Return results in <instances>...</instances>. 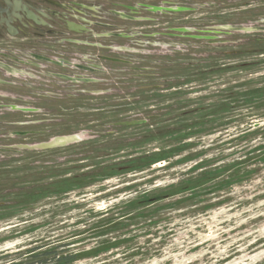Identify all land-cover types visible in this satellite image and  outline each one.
Segmentation results:
<instances>
[{"label": "rangeland", "instance_id": "374dc122", "mask_svg": "<svg viewBox=\"0 0 264 264\" xmlns=\"http://www.w3.org/2000/svg\"><path fill=\"white\" fill-rule=\"evenodd\" d=\"M162 2V12H145L153 18L145 21L146 37L137 34L120 41L129 51L113 52L125 62H100L102 76L94 83L81 84L86 90L96 88V92L67 94L65 109L11 112L12 116L0 117L45 122L0 126V148L4 149L0 150V206L23 200L14 191L28 184L36 187L51 177L93 174L103 166L126 164L132 156L145 152L178 145L187 148L144 169L129 170L117 165L111 176L89 178L85 185L71 190L47 193L33 202L0 209V251L8 253L0 258V264L14 260L19 264L30 248L80 232L99 218L90 213L91 209L97 212L117 205L118 212L129 210L124 200L143 190L165 189L185 176L195 163L211 160L221 151L223 156L228 155L233 148H228L226 139L240 128L264 124V102L246 100L251 90L264 86V31L227 29L264 26V0ZM135 23L130 22L131 27L137 25L135 30H139L142 21ZM191 35H211L215 39ZM222 102H229V108L212 113L220 109L218 104ZM55 103L59 105L60 101ZM202 108L206 109V118L213 121L200 126L196 124L202 121L199 115L204 112L195 110ZM189 110L192 112L183 115ZM141 118L146 121L114 125L115 121ZM189 123L196 126L188 138L156 134L138 141L150 130L155 134L158 128L170 124L178 127ZM82 132L80 140L62 146L30 150L21 147ZM216 162L220 163V159ZM8 188L13 189L11 194ZM37 188L40 189L34 190ZM17 192L20 195L21 191ZM262 192L264 188L258 193ZM188 208L190 205L170 209L172 218L149 231L136 227L128 233L134 235L131 250L140 251L130 264H264V241L248 249L258 237H264V198L240 208L223 204L198 216L187 213ZM147 251L154 254L150 262L141 260V253ZM108 256L111 257L109 253ZM122 262L127 264L126 260Z\"/></svg>", "mask_w": 264, "mask_h": 264}, {"label": "trees", "instance_id": "16d2710c", "mask_svg": "<svg viewBox=\"0 0 264 264\" xmlns=\"http://www.w3.org/2000/svg\"><path fill=\"white\" fill-rule=\"evenodd\" d=\"M174 94H178V92ZM246 100L247 102H253L254 100L264 102V86L251 90L247 94ZM228 105L229 102H222L218 104L220 109L214 110L212 113L227 110ZM196 111L204 112L203 115H199V119H202V121L197 122L196 125L203 126L208 121H213V119L206 118L205 108ZM189 112L192 111H185L183 115L189 114ZM141 120L146 121L145 118H141ZM196 125L189 123L177 127L170 124L166 126L167 128H158V132L155 134L150 130L138 141L149 140L155 137L156 134H176L179 139L188 138L195 133L194 127ZM225 142L230 144L228 148H233L228 155L223 156L221 151L218 156H214L211 160L195 163L185 176L179 178L178 182L165 187V189L143 190L137 194L138 196L124 200V207L130 208L127 211H124L123 208L118 212L119 206L117 205L97 212L91 209L92 212L90 213L93 216H98V219L86 224L80 232H74L71 236L43 242L44 244L40 243L30 248L19 264H80L81 261H90L92 264H122L123 260L130 264L132 258L138 255L140 251L131 250L134 235H128V233L133 232L136 227L140 229L147 228L149 231L151 227L170 220L172 218L170 209L190 205L187 213L198 216L206 210L223 204L231 203L240 208L243 205L252 203L254 200L264 198V192L258 193L264 188V124H255L245 129L240 128L236 135L226 139ZM186 148L187 146L178 145L171 149L145 152L132 156L126 164L116 163L115 166L113 164L103 166L93 174H80L62 179L61 176L51 177L52 180L36 186L40 187L36 190H34L36 188L34 185L28 184L21 187V190L17 188L14 191L16 197H23V200H14L16 202L12 205L4 204L0 206V209L21 205L25 201L33 202L39 196L47 193L71 190L73 187L85 185L89 178L102 179L111 176L116 173L117 165L128 167L129 170L144 169L166 160L174 153L183 151ZM217 159H220V163L216 162ZM26 179L28 180L29 177L27 176ZM8 189L11 194L13 189ZM17 191H21L20 195ZM24 197L28 200H25ZM165 208H167V211L163 212L162 210ZM257 239L248 246L249 250L259 246L264 241V237H258ZM73 244L78 245L69 249L68 247ZM120 247L124 248L120 249ZM108 253L111 257L108 256ZM7 254L5 250L0 251V258L7 256ZM20 255L24 254L21 253ZM153 257L154 254L148 251L141 253V260L144 262H150ZM121 258L122 260H119ZM16 263L14 260L10 263L1 264Z\"/></svg>", "mask_w": 264, "mask_h": 264}, {"label": "flooded vegetation", "instance_id": "af4514ba", "mask_svg": "<svg viewBox=\"0 0 264 264\" xmlns=\"http://www.w3.org/2000/svg\"><path fill=\"white\" fill-rule=\"evenodd\" d=\"M162 3L0 0V117L12 116L11 112L65 109L67 94L96 92V88L86 90L81 84L94 83L102 76L100 62H125L113 52L129 51L120 41L137 34L145 38V21L153 19L145 12H162ZM138 20L142 25L135 30L137 25L131 27L130 22L136 24ZM71 84L78 87L74 89ZM41 124L45 122L33 118L0 120V126Z\"/></svg>", "mask_w": 264, "mask_h": 264}, {"label": "water", "instance_id": "95a60500", "mask_svg": "<svg viewBox=\"0 0 264 264\" xmlns=\"http://www.w3.org/2000/svg\"><path fill=\"white\" fill-rule=\"evenodd\" d=\"M228 30L231 31H237V32H249V31H264V26H230L227 28ZM176 30L185 32L187 31V28H177ZM192 37L196 38H201V39H210L214 40L215 36L211 35H191ZM117 60V59H116ZM87 81H91L90 79H87ZM145 120L141 119H133V120H125V121H119V122H114V125L116 126H130V125H135L144 122ZM22 133V132H21ZM25 133V132H23ZM84 135V132L79 133V134H71V135H63V136H57L49 141L42 142L39 144H33V145H22L21 147L25 149H49L57 146H62L66 144H70L73 142H76L80 140ZM0 150H4L1 149Z\"/></svg>", "mask_w": 264, "mask_h": 264}]
</instances>
